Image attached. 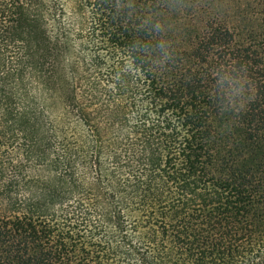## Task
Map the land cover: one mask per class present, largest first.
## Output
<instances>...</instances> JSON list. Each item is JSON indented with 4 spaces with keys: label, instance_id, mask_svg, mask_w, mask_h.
Here are the masks:
<instances>
[{
    "label": "trees",
    "instance_id": "trees-1",
    "mask_svg": "<svg viewBox=\"0 0 264 264\" xmlns=\"http://www.w3.org/2000/svg\"><path fill=\"white\" fill-rule=\"evenodd\" d=\"M0 264H264V0H0Z\"/></svg>",
    "mask_w": 264,
    "mask_h": 264
},
{
    "label": "rangeland",
    "instance_id": "rangeland-1",
    "mask_svg": "<svg viewBox=\"0 0 264 264\" xmlns=\"http://www.w3.org/2000/svg\"><path fill=\"white\" fill-rule=\"evenodd\" d=\"M70 221L72 226L77 229V232H84L85 235L91 236L98 234V232H111L103 219L98 220L91 217L92 222H89V219H85L82 215H74V221L72 219Z\"/></svg>",
    "mask_w": 264,
    "mask_h": 264
}]
</instances>
